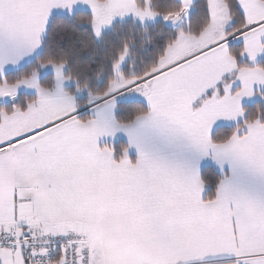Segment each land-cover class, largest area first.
<instances>
[{"label": "snow or ice", "instance_id": "obj_1", "mask_svg": "<svg viewBox=\"0 0 264 264\" xmlns=\"http://www.w3.org/2000/svg\"><path fill=\"white\" fill-rule=\"evenodd\" d=\"M0 264H264V0H0Z\"/></svg>", "mask_w": 264, "mask_h": 264}, {"label": "crops", "instance_id": "obj_2", "mask_svg": "<svg viewBox=\"0 0 264 264\" xmlns=\"http://www.w3.org/2000/svg\"><path fill=\"white\" fill-rule=\"evenodd\" d=\"M119 138H120L121 140H125V139H126V138H125L124 136H122V135H121Z\"/></svg>", "mask_w": 264, "mask_h": 264}]
</instances>
